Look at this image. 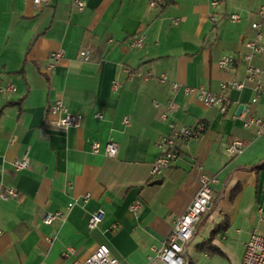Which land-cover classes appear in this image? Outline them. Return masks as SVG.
<instances>
[{
  "label": "crops",
  "instance_id": "obj_1",
  "mask_svg": "<svg viewBox=\"0 0 264 264\" xmlns=\"http://www.w3.org/2000/svg\"><path fill=\"white\" fill-rule=\"evenodd\" d=\"M73 1L0 0V194L17 193L0 200V264H76L101 245L120 264H147L187 210L201 175L217 182L184 264H240L249 235L264 236V169L246 170L264 161V136L242 126L249 115L264 116V53L251 63L262 72L255 104L250 84L228 93L225 114L171 85L218 93L221 84L242 81L244 64L225 72L218 62L247 52L243 44L255 37L250 25L264 0H177L161 9H150L149 0H78L82 11ZM231 14L241 21L231 23ZM135 39L143 49L130 46ZM82 50L89 62L78 60ZM58 52L63 58L52 62ZM56 101L81 117L78 129L48 125ZM169 101L175 109L163 120ZM240 106L246 109L237 116ZM197 124L205 128L201 136L179 144V158L151 177L172 126ZM233 139L244 151L229 158L223 151ZM107 144L115 145V157L105 154ZM24 155L30 167L16 172L12 164ZM97 210L104 218L89 232V214ZM56 212L60 219L42 223Z\"/></svg>",
  "mask_w": 264,
  "mask_h": 264
},
{
  "label": "built area",
  "instance_id": "obj_2",
  "mask_svg": "<svg viewBox=\"0 0 264 264\" xmlns=\"http://www.w3.org/2000/svg\"><path fill=\"white\" fill-rule=\"evenodd\" d=\"M177 0H149L150 9H161L165 6L174 5ZM35 6H44L49 3V0H32ZM73 6L78 11L84 9V5L78 0L73 1ZM213 9H218L219 5L215 2L211 4ZM255 21L251 23L250 28L255 32V37L252 40L244 42V49L247 51L241 57L236 55L224 56L218 62V66L225 72L232 71L239 63L244 64V78L240 82L231 81L220 85L218 93H212L202 88H189L181 87L178 84H172L171 90L175 94L181 90L184 96L194 94L198 101L208 108L216 109L220 114H225L228 111L230 101L228 99V93L230 91H241L247 84L252 85L255 97L252 100V104H255L262 92L261 82V70L251 65L252 60L264 53V8L257 10L253 14ZM214 20L213 16L211 17ZM231 23L237 24L241 21L238 14H231L228 16ZM132 48L143 49L144 44L142 39L132 40L130 43ZM63 58L62 52L55 53L51 56L52 62H57ZM78 60L82 63L89 62L90 52L88 50H82L78 54ZM161 84L166 82V78L162 76L159 79ZM154 107L160 110L162 106L155 103ZM175 109L173 101H169L164 107V111L160 117L163 120H167L169 114ZM49 115L52 119L48 122V125L62 129H78L81 124V117L70 114L63 102L56 101L49 108ZM100 118L99 115L95 116ZM124 124H128V120H124ZM242 126L246 130H254L257 137L264 136V116L249 115L242 120ZM204 126L197 124L195 127H175L172 126L171 134L164 138L160 142V147L164 150L165 154L157 158L150 168L151 177H158L161 173L168 169L179 158V144H184L192 139H198L204 131ZM93 153H98L100 147L98 143H93L91 146ZM105 154L109 158H113L116 155V147L113 144H107L104 148ZM244 151V144L238 140H231L224 148V155L233 158L239 156ZM13 169L16 172L26 170L30 167V161L27 155L16 159L13 162ZM201 169V167H199ZM217 182L216 178H207L201 175L198 179L199 189L188 206L185 213L176 219L173 229L167 237L164 245L156 250L152 258L147 264H184L183 254L184 248L192 240L197 226L200 224L202 217L207 214L211 207L212 202V190L211 187ZM17 198V193L13 190H7L5 193L0 194L1 201H8L10 199ZM90 196L85 195L81 198L80 203L86 205L89 202ZM76 202L69 203L67 209H71ZM140 207V203L136 202L131 210L137 212ZM62 214L56 212L53 214H46L42 223L44 225H51L55 220L60 219ZM104 218V212L97 210L89 214L87 221V230L92 232L98 228ZM1 236V231H0ZM68 253H72L70 249ZM76 264H120L110 254L107 246H99L93 254L81 263ZM240 264H264V236H261L255 232L249 235V238L244 245L243 256Z\"/></svg>",
  "mask_w": 264,
  "mask_h": 264
},
{
  "label": "trees",
  "instance_id": "obj_3",
  "mask_svg": "<svg viewBox=\"0 0 264 264\" xmlns=\"http://www.w3.org/2000/svg\"><path fill=\"white\" fill-rule=\"evenodd\" d=\"M263 169H264V161L261 162L260 164L256 165V166L250 167V168H248L246 170L249 171V172H253L255 175H257L258 172L261 171V170H263ZM205 245L208 246L207 244H203L202 246L204 247ZM208 249L211 250V251H213V253L214 252H216V253L218 252L214 248H210L209 247Z\"/></svg>",
  "mask_w": 264,
  "mask_h": 264
},
{
  "label": "water",
  "instance_id": "obj_4",
  "mask_svg": "<svg viewBox=\"0 0 264 264\" xmlns=\"http://www.w3.org/2000/svg\"><path fill=\"white\" fill-rule=\"evenodd\" d=\"M33 42H34V39H33V41H32V44H33ZM243 109L245 110L246 108L240 106V107L237 109L236 115L239 116V115L243 112Z\"/></svg>",
  "mask_w": 264,
  "mask_h": 264
},
{
  "label": "rangeland",
  "instance_id": "obj_5",
  "mask_svg": "<svg viewBox=\"0 0 264 264\" xmlns=\"http://www.w3.org/2000/svg\"><path fill=\"white\" fill-rule=\"evenodd\" d=\"M217 200H218V198H217Z\"/></svg>",
  "mask_w": 264,
  "mask_h": 264
}]
</instances>
